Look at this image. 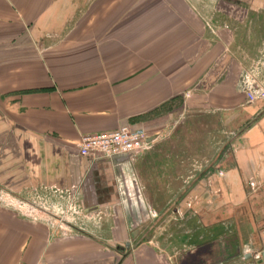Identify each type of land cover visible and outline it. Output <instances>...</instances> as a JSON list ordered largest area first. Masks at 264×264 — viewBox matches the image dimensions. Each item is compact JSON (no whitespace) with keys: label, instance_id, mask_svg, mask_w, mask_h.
<instances>
[{"label":"crops","instance_id":"1","mask_svg":"<svg viewBox=\"0 0 264 264\" xmlns=\"http://www.w3.org/2000/svg\"><path fill=\"white\" fill-rule=\"evenodd\" d=\"M263 27L264 0H0V264H264ZM126 126L148 151L79 156ZM28 187L74 225L4 200Z\"/></svg>","mask_w":264,"mask_h":264},{"label":"built area","instance_id":"2","mask_svg":"<svg viewBox=\"0 0 264 264\" xmlns=\"http://www.w3.org/2000/svg\"><path fill=\"white\" fill-rule=\"evenodd\" d=\"M254 87V85H253ZM254 91L247 92L246 96L250 103L256 100H264V87L261 85L255 86ZM148 135L141 129H132L130 127H122L119 130L108 134H95L81 137L77 143V150L80 157L89 158L91 160L112 159L114 157L124 156L128 154L143 153L150 148ZM15 205L21 213L32 212L30 209L23 206L20 202H10ZM40 211V210H39ZM41 212V211H40ZM150 217H155L154 213H150ZM25 216V215H24ZM63 232L67 229L65 225L59 226ZM264 256V251L253 255L254 260H261ZM37 264H43L38 262Z\"/></svg>","mask_w":264,"mask_h":264},{"label":"rangeland","instance_id":"3","mask_svg":"<svg viewBox=\"0 0 264 264\" xmlns=\"http://www.w3.org/2000/svg\"><path fill=\"white\" fill-rule=\"evenodd\" d=\"M77 19H78V17L75 16L73 18L71 17L69 19V21H64L62 23L60 31H58V33H49V32L45 33L42 36V39H40L41 41L39 43V45H41V49L42 50L45 49L44 51H51V50L58 48L62 44L67 43L68 41L73 42L72 40L75 39L76 34H77L76 31L78 29L79 21ZM77 40L78 39L76 38V42H77ZM251 40L253 41L252 44L254 46H252L251 49H248L250 51H254V48L256 45L258 46L259 50L262 48V46H264V38L263 39L253 38ZM261 42H262V45H261ZM187 135H191V133H189ZM195 137H199V141H201L203 134H201V133L196 134L195 133ZM200 145H202V142H200ZM202 146H204V145H202ZM205 155H207V149L204 146V148L202 150H200V160L201 159L206 160ZM32 192L33 191L31 190L30 187L24 189V192H23L24 194L22 195V200H19V202L23 206L29 208L30 212H32V214H31L32 216L28 217L29 220L34 221V222H44V223H48L50 225L55 224L58 227L61 225H70V226L74 225L72 223H74L73 219H74L75 215L72 213L71 210L65 209L64 207L62 208L60 206H53V205L46 204L42 201H38V199L34 198L35 196H34V193H32ZM2 197H4V195H2ZM12 197L14 198V196H12ZM4 200L10 201L12 203L15 202L14 199H12L11 197L4 198ZM9 205H11L13 208H15V205L14 206H13V204H9ZM16 209H17V207H16ZM39 210L44 211V213L40 212ZM157 218H158V215H156V218H153L152 222L156 221ZM141 225H143V224H141ZM152 231L157 232L156 227H154L152 229ZM263 251H264V249L260 250L256 253H261ZM256 253L254 252V254H256Z\"/></svg>","mask_w":264,"mask_h":264},{"label":"bare ground","instance_id":"4","mask_svg":"<svg viewBox=\"0 0 264 264\" xmlns=\"http://www.w3.org/2000/svg\"><path fill=\"white\" fill-rule=\"evenodd\" d=\"M24 215H25V216H29V213H25V212H24Z\"/></svg>","mask_w":264,"mask_h":264},{"label":"water","instance_id":"5","mask_svg":"<svg viewBox=\"0 0 264 264\" xmlns=\"http://www.w3.org/2000/svg\"><path fill=\"white\" fill-rule=\"evenodd\" d=\"M41 211V210H40ZM41 212H44V211H41Z\"/></svg>","mask_w":264,"mask_h":264}]
</instances>
